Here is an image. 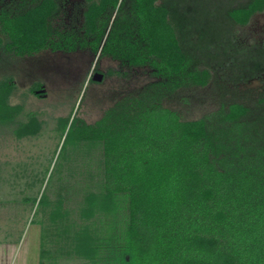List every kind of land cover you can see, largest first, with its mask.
I'll return each mask as SVG.
<instances>
[{
	"label": "trees",
	"instance_id": "obj_1",
	"mask_svg": "<svg viewBox=\"0 0 264 264\" xmlns=\"http://www.w3.org/2000/svg\"><path fill=\"white\" fill-rule=\"evenodd\" d=\"M85 1L78 32L54 26L57 0H24L0 15L9 38L4 44L0 37V47L17 56L90 47L123 65L151 67L160 79L119 101L95 124L61 120L62 149L103 151L102 187L85 198L87 223L73 230L72 250L103 264H264V111L233 102L183 121L162 104L179 89L210 83L211 69L199 67L194 50L205 62L244 54L232 28L247 25L264 10V0L238 6L209 0L212 22L216 6L222 10L216 12L222 18L218 35L209 42H201L189 14L177 15L175 0ZM192 37L199 42L190 44ZM244 56L246 72L238 83L264 72V47ZM13 89L0 82V125L14 124L22 111L9 103ZM40 128L33 116L16 132L32 136Z\"/></svg>",
	"mask_w": 264,
	"mask_h": 264
},
{
	"label": "rangeland",
	"instance_id": "obj_2",
	"mask_svg": "<svg viewBox=\"0 0 264 264\" xmlns=\"http://www.w3.org/2000/svg\"><path fill=\"white\" fill-rule=\"evenodd\" d=\"M21 1L0 0V15L3 9L17 8ZM57 1L60 14L54 26L61 32H78L86 1ZM210 1L175 0L177 15L189 14L201 42L215 38L222 23L218 5L212 22ZM221 1L214 0V4ZM203 14L209 17L202 18ZM0 37L4 44L9 42L1 23ZM231 38L245 55L250 50L261 51L264 11L247 25L234 26ZM196 42L197 37L190 39V44ZM193 53L201 69H211L210 83L173 92L163 100L165 108L183 121L200 120L233 102L264 111V72L238 83L239 75L246 72L247 56L211 57L205 62L201 51ZM153 73L148 66L130 67L109 56L100 57L90 47L74 52L48 48L25 56L0 47V82L13 85L9 103L22 107L14 124L0 125V264H103L72 250L73 230L84 229L87 223L81 212L85 198L102 187V146L62 149L60 122L76 118L95 124L119 101L158 82ZM33 116L41 124L39 132L19 137L18 127ZM88 222L92 229L99 226L98 221Z\"/></svg>",
	"mask_w": 264,
	"mask_h": 264
},
{
	"label": "flooded vegetation",
	"instance_id": "obj_3",
	"mask_svg": "<svg viewBox=\"0 0 264 264\" xmlns=\"http://www.w3.org/2000/svg\"><path fill=\"white\" fill-rule=\"evenodd\" d=\"M247 1L249 0H225V2L228 3L229 6H238L239 4L246 3ZM235 26H240V25H235Z\"/></svg>",
	"mask_w": 264,
	"mask_h": 264
},
{
	"label": "crops",
	"instance_id": "obj_4",
	"mask_svg": "<svg viewBox=\"0 0 264 264\" xmlns=\"http://www.w3.org/2000/svg\"><path fill=\"white\" fill-rule=\"evenodd\" d=\"M24 0H22L20 3H22ZM31 1H33V0H31Z\"/></svg>",
	"mask_w": 264,
	"mask_h": 264
}]
</instances>
